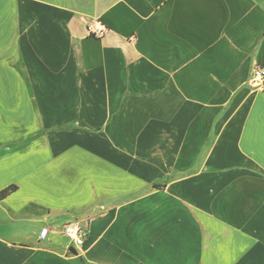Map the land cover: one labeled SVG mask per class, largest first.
Wrapping results in <instances>:
<instances>
[{
  "label": "crops",
  "instance_id": "0c3cea01",
  "mask_svg": "<svg viewBox=\"0 0 264 264\" xmlns=\"http://www.w3.org/2000/svg\"><path fill=\"white\" fill-rule=\"evenodd\" d=\"M255 63L264 0H0V264H264Z\"/></svg>",
  "mask_w": 264,
  "mask_h": 264
},
{
  "label": "built area",
  "instance_id": "2783aa9c",
  "mask_svg": "<svg viewBox=\"0 0 264 264\" xmlns=\"http://www.w3.org/2000/svg\"><path fill=\"white\" fill-rule=\"evenodd\" d=\"M108 32V28L105 24L98 20H94L88 24V33L91 36L102 38ZM249 83L258 89L264 90V67L259 64H253L250 69ZM50 229L48 227H43L40 231V238L46 239ZM61 232L69 239L73 248H80L85 243V238L87 236V231L84 226L78 222H70L65 224Z\"/></svg>",
  "mask_w": 264,
  "mask_h": 264
},
{
  "label": "trees",
  "instance_id": "16d2710c",
  "mask_svg": "<svg viewBox=\"0 0 264 264\" xmlns=\"http://www.w3.org/2000/svg\"><path fill=\"white\" fill-rule=\"evenodd\" d=\"M15 189H17L16 186H10L2 191H0V199H3L7 197L10 193H12Z\"/></svg>",
  "mask_w": 264,
  "mask_h": 264
},
{
  "label": "water",
  "instance_id": "95a60500",
  "mask_svg": "<svg viewBox=\"0 0 264 264\" xmlns=\"http://www.w3.org/2000/svg\"><path fill=\"white\" fill-rule=\"evenodd\" d=\"M69 251H70L71 253H73V254H76V253H77V251L75 250V248H70Z\"/></svg>",
  "mask_w": 264,
  "mask_h": 264
}]
</instances>
